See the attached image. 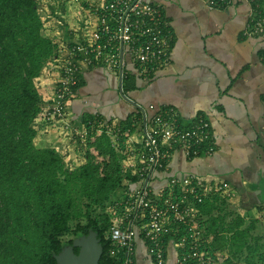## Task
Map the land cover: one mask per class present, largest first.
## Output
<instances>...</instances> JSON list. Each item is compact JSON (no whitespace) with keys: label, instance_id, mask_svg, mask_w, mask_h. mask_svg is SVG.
Listing matches in <instances>:
<instances>
[{"label":"crops","instance_id":"crops-1","mask_svg":"<svg viewBox=\"0 0 264 264\" xmlns=\"http://www.w3.org/2000/svg\"><path fill=\"white\" fill-rule=\"evenodd\" d=\"M152 1L163 5L173 36L169 62L158 65L149 75L140 74L129 63L127 71L135 77L137 88L124 95L117 72L103 66L84 67L68 106V118L79 128H83L87 115L102 116L106 122L117 124L136 114L138 105L150 104L156 108L148 109L149 116L170 106L185 126L200 115L206 116L216 143L215 153L189 158L177 150L166 171L153 173L149 186L159 197L169 191L172 176L192 174L211 182H227L233 195L222 197L215 210L203 218L209 222L205 226L211 224L218 232L204 235L202 249L210 264H231L230 259L232 264L245 263L246 247L236 253L232 232L226 230L238 221L245 228L257 220L252 234L264 238V229L260 228L261 223L264 227V38L246 34L253 5L246 0L228 7H211L204 0ZM83 25L69 29V37L81 35ZM52 83L53 80L47 82L48 88L40 91L43 107L52 97ZM46 125L37 126L38 134L46 136L49 145L56 146L64 139L67 143L77 141L69 137L72 135L68 131L62 133L60 123ZM141 129V125L136 126L131 134L133 144L141 142ZM137 186L138 182L129 183L124 193L130 195ZM210 217L219 218L210 222ZM143 218L136 215L134 221L138 234L133 264H157L151 245L140 230ZM219 237L223 239L217 242L215 238ZM177 238L180 234L175 231L163 237V264H181L179 257L186 248L178 246Z\"/></svg>","mask_w":264,"mask_h":264},{"label":"trees","instance_id":"trees-1","mask_svg":"<svg viewBox=\"0 0 264 264\" xmlns=\"http://www.w3.org/2000/svg\"><path fill=\"white\" fill-rule=\"evenodd\" d=\"M45 28L38 0H0V264H57L54 255L90 229L101 239L100 263L116 264L120 259L119 254H112L110 230L120 215L106 209L129 183H139V176L125 164L132 156L131 134L136 126L144 127L143 112L138 105L136 114L117 124L87 115L83 120L85 141H76L84 150V161L74 167L66 161L67 152H60L54 144L37 146L39 129L34 124L45 109L37 81L45 77L44 69L57 61L61 45ZM50 72L54 75L47 82L58 78L60 67L53 66ZM122 83L123 95L137 88L132 74ZM169 193L170 189L159 197L153 192L151 196L160 203ZM124 196L121 203L126 206L130 195ZM220 201L222 196L213 195L195 204L204 235L218 232L202 220ZM143 216L141 222L148 221L147 214ZM117 224L127 222L123 218ZM256 224L257 220L242 228L238 221L226 230L232 232L236 253L246 247L243 264H264V238L252 234ZM172 230L186 234L183 225H174ZM68 234L72 235L69 239L65 238ZM215 239L220 242L223 237ZM74 251L78 253V247Z\"/></svg>","mask_w":264,"mask_h":264},{"label":"built area","instance_id":"built-area-1","mask_svg":"<svg viewBox=\"0 0 264 264\" xmlns=\"http://www.w3.org/2000/svg\"><path fill=\"white\" fill-rule=\"evenodd\" d=\"M204 1L211 7H228L240 0ZM246 1L253 5L246 34L264 38V0ZM172 42L173 36L161 3L152 0H102L91 5L82 34H76L75 39L60 45L57 55V61L61 63L60 72L52 83L53 94L41 118L48 123H60L72 137L84 142L87 131L73 124L67 114L84 67H106L117 72L122 80L128 74V64L132 63L140 74L149 75L158 65L169 62ZM139 108L145 120L142 140L140 147L132 145V156L125 167L132 169L140 180L126 201L124 219L127 224L114 225L110 230L114 246L112 254L123 256L117 257L120 260L116 264L134 263L138 234L134 221L136 215L145 213L148 221L139 223V226L151 245L157 264L164 263L163 237L173 231L174 225H183L186 229V234L180 235L178 241L179 247L186 248L179 262L210 264L202 249L204 229L197 223L195 204L213 195L231 198L233 191L229 184L207 181L192 174L172 176L170 193L161 197L160 203L153 201L149 186L153 173L167 170L168 161L175 151L181 150L189 158L215 153L210 120L200 115L192 124L185 126L173 107L160 108L150 118L147 111L155 109L154 104L148 107L139 105Z\"/></svg>","mask_w":264,"mask_h":264},{"label":"rangeland","instance_id":"rangeland-1","mask_svg":"<svg viewBox=\"0 0 264 264\" xmlns=\"http://www.w3.org/2000/svg\"><path fill=\"white\" fill-rule=\"evenodd\" d=\"M100 1L102 0H38V10L40 16L44 19L46 24L45 32L52 38L57 39L61 45L69 43V40H71L69 37V29L83 25L85 20L88 19L90 6ZM53 66L58 69L59 63L57 61L52 62L51 65L45 68L43 71L45 77L40 78L37 81L38 89L41 92H44V90L48 88L46 84L47 80L50 78V76L52 77L54 75L53 73L55 72H50L51 67ZM46 124V121H44L42 118H39L34 125H45L44 127H47ZM64 132H66V130L63 128L62 133ZM66 135L68 136V134ZM35 142L39 147L49 146L48 138L44 135H39L36 137ZM83 145L85 144L83 143ZM56 147H58V150L62 153L67 151L66 161L69 166L74 167L77 166V163L79 164L84 161L82 157L84 150L79 149L80 145H78L77 142L67 143L66 139H64L63 141L60 140V142L56 144ZM124 195H126L124 191L123 193L118 192V194L112 198L111 205L109 204L108 208L106 209V211L109 213H118L120 215V219L124 218L123 215L125 216L124 213L126 211V206H123L121 203L123 199H125ZM119 222L120 220L116 221V225H118L117 223ZM260 228L264 229L262 223L260 224ZM71 237V234L65 236L67 239Z\"/></svg>","mask_w":264,"mask_h":264},{"label":"water","instance_id":"water-1","mask_svg":"<svg viewBox=\"0 0 264 264\" xmlns=\"http://www.w3.org/2000/svg\"><path fill=\"white\" fill-rule=\"evenodd\" d=\"M75 247L79 248L78 253H75ZM102 253L101 239L96 231L90 229L87 234L74 237L72 243L65 245L54 257L57 264H101Z\"/></svg>","mask_w":264,"mask_h":264},{"label":"flooded vegetation","instance_id":"flooded-vegetation-1","mask_svg":"<svg viewBox=\"0 0 264 264\" xmlns=\"http://www.w3.org/2000/svg\"><path fill=\"white\" fill-rule=\"evenodd\" d=\"M79 249V248H78Z\"/></svg>","mask_w":264,"mask_h":264}]
</instances>
